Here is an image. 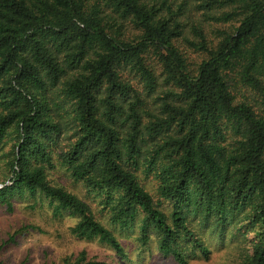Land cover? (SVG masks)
I'll return each instance as SVG.
<instances>
[{"label": "trees", "instance_id": "obj_1", "mask_svg": "<svg viewBox=\"0 0 264 264\" xmlns=\"http://www.w3.org/2000/svg\"><path fill=\"white\" fill-rule=\"evenodd\" d=\"M1 152L0 203L45 199L121 258L49 171L178 264L209 257L201 231L258 224L239 264H264V0H0Z\"/></svg>", "mask_w": 264, "mask_h": 264}, {"label": "rangeland", "instance_id": "obj_2", "mask_svg": "<svg viewBox=\"0 0 264 264\" xmlns=\"http://www.w3.org/2000/svg\"><path fill=\"white\" fill-rule=\"evenodd\" d=\"M14 140H10L4 151L12 150ZM9 171L6 156L0 153V186L9 184ZM48 180L64 186L90 205L92 212L101 222L112 229L118 237L126 254L121 258L114 250L96 239H80L71 234L76 218L69 215L55 217L45 199L31 198L27 193L15 196L12 209L0 203V262L1 264H66L75 262L80 252H84L86 261H104L110 264H178L171 255L162 254L157 245V238L143 244L139 240V223L130 229L112 227L105 210L100 206L99 197L87 194L80 183H74L63 169L48 172ZM154 181H148L146 187L154 194ZM37 200V201H36ZM168 211V204H164ZM193 224H195L193 222ZM227 229L220 239L210 229L201 231L202 238L210 248L208 258L196 253L188 264H239L243 259V250L250 248L259 225H246L241 234L232 227ZM198 225H195L197 229ZM246 238L244 239V236ZM250 241V242H249Z\"/></svg>", "mask_w": 264, "mask_h": 264}]
</instances>
